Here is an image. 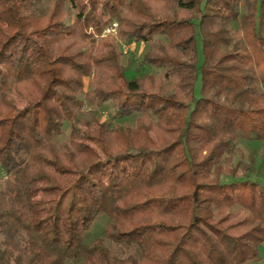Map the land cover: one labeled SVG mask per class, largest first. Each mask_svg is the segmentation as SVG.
<instances>
[{"label": "trees", "instance_id": "16d2710c", "mask_svg": "<svg viewBox=\"0 0 264 264\" xmlns=\"http://www.w3.org/2000/svg\"><path fill=\"white\" fill-rule=\"evenodd\" d=\"M263 166L264 0H0V264H264Z\"/></svg>", "mask_w": 264, "mask_h": 264}, {"label": "rangeland", "instance_id": "374dc122", "mask_svg": "<svg viewBox=\"0 0 264 264\" xmlns=\"http://www.w3.org/2000/svg\"><path fill=\"white\" fill-rule=\"evenodd\" d=\"M100 14L104 16V11L100 10ZM116 30V29H115ZM110 31L108 29L104 30L102 33V36L110 33L112 36H114L115 38L116 36V31ZM199 42H197V50H198V58L200 60V51H199ZM120 49L123 53V64L126 67V74L127 77H135V76H142L145 73H156V70H154L153 68H150L149 66L143 64L141 62V57L143 55V53L145 52V46L143 44H130V45H124V44H120ZM89 79H85L84 83H85V89L87 86ZM198 87H199V83L198 81L195 84V89H194V93L197 94L198 93ZM110 111V110H109ZM107 110L102 111L101 112V119H105L108 116V112ZM115 123L117 125L120 126H132L134 123V118H129V119H123V120H119V121H115ZM239 148L241 149L243 156H244V160L245 161H249V157L253 156V154H255V156L257 157L261 152H262V146H258L256 144H248L246 142L240 141L239 143ZM262 174L260 177L264 176V166L263 169L261 170ZM6 178V176L0 172V181H3ZM39 197V192H35L33 194V198L37 199ZM105 225H106V219L104 217H100L98 218L94 225L93 228L91 229L90 233L87 236V240H93L95 238H103L104 239V229H105Z\"/></svg>", "mask_w": 264, "mask_h": 264}, {"label": "built area", "instance_id": "2783aa9c", "mask_svg": "<svg viewBox=\"0 0 264 264\" xmlns=\"http://www.w3.org/2000/svg\"><path fill=\"white\" fill-rule=\"evenodd\" d=\"M115 28H116V24H115V23H113V24H112V27H111V30H110V31H112V32H113V31L115 30Z\"/></svg>", "mask_w": 264, "mask_h": 264}]
</instances>
